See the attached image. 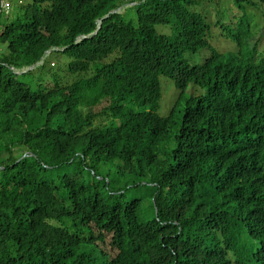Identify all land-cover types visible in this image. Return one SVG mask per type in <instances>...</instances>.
<instances>
[{
    "label": "trees",
    "instance_id": "16d2710c",
    "mask_svg": "<svg viewBox=\"0 0 264 264\" xmlns=\"http://www.w3.org/2000/svg\"><path fill=\"white\" fill-rule=\"evenodd\" d=\"M10 1L0 264H264V0Z\"/></svg>",
    "mask_w": 264,
    "mask_h": 264
},
{
    "label": "rangeland",
    "instance_id": "374dc122",
    "mask_svg": "<svg viewBox=\"0 0 264 264\" xmlns=\"http://www.w3.org/2000/svg\"><path fill=\"white\" fill-rule=\"evenodd\" d=\"M9 2V9H7V11H10L12 9V1L10 0H6ZM229 4V2L224 1L221 4L222 5H226ZM214 19V18H213ZM156 29L158 30H162V32H166V29L164 26H158L156 27ZM206 55V51H198L197 53H188L185 52L184 56L185 59L189 62V63H199L202 59V57ZM55 62L54 58H51L50 61V65H52V63ZM19 70V69H17ZM159 85H160V91H161V95H160V99H159V107H158V113L160 115H164L169 109L170 107H172L175 103L176 97H177V92L175 90L173 81L165 76H160L159 77ZM190 90H187L186 92L189 93ZM105 117H100L97 118L96 121L97 122H105L106 119H104ZM151 209L149 208L148 204H146V202L141 204V208H140V212H139V216L144 218H148L150 217V213H151Z\"/></svg>",
    "mask_w": 264,
    "mask_h": 264
},
{
    "label": "water",
    "instance_id": "95a60500",
    "mask_svg": "<svg viewBox=\"0 0 264 264\" xmlns=\"http://www.w3.org/2000/svg\"><path fill=\"white\" fill-rule=\"evenodd\" d=\"M99 23H100V19H98V25H97L96 29L99 27ZM96 29H95L94 32H92V33H95ZM92 33H90V34H88V35H91ZM88 35L78 36L77 39H76V41H78V40H80L81 38L86 37V36H88ZM52 48H54V47H52ZM48 52H49V49L46 50L45 53L42 55L41 60H39V61L36 62L35 64L29 65V66H26V67H24V68H22V69H20V70H14V71H15L16 73L24 72L25 70L32 68L34 65L41 63L42 60H43V59L46 57V55L48 54Z\"/></svg>",
    "mask_w": 264,
    "mask_h": 264
},
{
    "label": "built area",
    "instance_id": "2783aa9c",
    "mask_svg": "<svg viewBox=\"0 0 264 264\" xmlns=\"http://www.w3.org/2000/svg\"><path fill=\"white\" fill-rule=\"evenodd\" d=\"M0 5H1V8L3 9V10H7V9H9V2L8 1H6V0H0Z\"/></svg>",
    "mask_w": 264,
    "mask_h": 264
}]
</instances>
